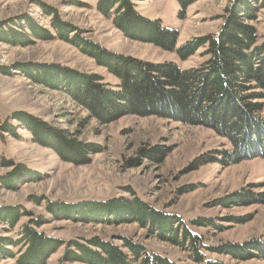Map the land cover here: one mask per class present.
I'll return each mask as SVG.
<instances>
[{"label": "rangeland", "instance_id": "1", "mask_svg": "<svg viewBox=\"0 0 264 264\" xmlns=\"http://www.w3.org/2000/svg\"><path fill=\"white\" fill-rule=\"evenodd\" d=\"M97 1L0 0V32L15 29L26 41L13 44L0 38V205H21L22 222L40 217L41 224L35 226L38 231L66 242L102 238L121 247L123 237L127 236L178 264H203L194 260L190 243L180 245L160 238L153 226H143L137 221L123 222L115 217L108 221L83 214L70 218L47 207L51 201L56 206L86 200L131 201L135 195L152 208L180 216L199 235L200 245H205L201 250L208 258L225 264H264V259L259 257L238 259L228 247L229 243L264 242L263 156L242 158L227 166L208 162L205 158L217 159L221 151L233 146L210 126L187 124L161 115H124L104 124L79 106L65 90L41 80L58 70L59 73L101 74L105 82L115 81L74 41L33 37L27 20L53 33L54 14L50 13L54 12L74 26L80 35L79 41L86 44H101L152 62L173 60L184 68L196 67L205 61V48L181 60L175 51L132 39L97 10ZM135 2L142 15L160 19L165 27L177 29L178 45L217 33L230 3L229 0H197L180 14L178 0ZM254 24L259 43H263L264 6ZM75 32L69 33V38ZM18 112L36 116L75 141L93 144L100 150L84 155L89 158L88 163L62 159L53 148L34 140L29 129L14 118ZM6 124L13 126V133L1 128ZM252 135L249 137L253 138ZM158 148L169 150L162 160ZM197 159L203 161L194 168ZM7 161L13 165L4 164ZM10 172L13 177L8 185L1 177ZM198 217L212 225L192 224L191 220ZM5 227L8 225L0 223V235L17 238L19 224L12 231ZM63 250L62 247L51 255L47 264H60ZM0 264L19 263L14 258L0 256Z\"/></svg>", "mask_w": 264, "mask_h": 264}, {"label": "trees", "instance_id": "2", "mask_svg": "<svg viewBox=\"0 0 264 264\" xmlns=\"http://www.w3.org/2000/svg\"><path fill=\"white\" fill-rule=\"evenodd\" d=\"M197 0H178L183 13ZM224 22L215 34L192 38L178 45L179 31L165 27L160 19L142 15L135 0H98L97 10L132 39L149 42L157 47L175 51L181 60H187L200 48H205V61L190 68H184L173 60L152 62L116 52L97 43L79 41L75 27L62 21L57 14L51 24L53 33L44 30L31 20L27 26L34 38L55 37L74 41L86 54L94 58L115 78L114 83L105 82L101 74L84 72L67 73L55 70L45 83L65 90L79 106L88 110L99 122L111 123L124 115L146 117L161 115L187 124H204L218 134L228 138L233 146L221 151L217 159L205 158L227 166L242 158L264 157V42L259 43L258 30L254 22L264 6V0H229ZM75 34L69 38V33ZM30 39L31 36L23 32ZM0 38L18 44L25 38L15 29L0 32ZM29 42V41H28ZM74 72V71H73ZM31 75V71H28ZM47 80V81H46ZM259 89L260 91H257ZM14 118L29 129L34 140L53 148L62 159L88 163V155L99 151L98 146L77 142L62 130L53 129L45 121L25 112H18ZM3 130L13 133L10 124ZM48 128H51L48 130ZM253 134L252 137H249ZM160 160L169 153L158 148ZM85 157V158H84ZM203 158V157H202ZM200 160V159H199ZM198 159L193 164L199 166ZM13 165L11 161L4 162ZM20 167V166H19ZM18 169V168H17ZM13 172V170H12ZM13 174L1 177L10 184ZM47 203L51 212H62L70 218L83 214L99 221L115 217L123 222L137 221L154 227L156 236L175 244H191L194 260L203 264H225L211 259L202 252L199 235L194 234L180 216L152 208L138 196L130 200H86L65 203L61 206ZM60 214V213H59ZM21 205H0V223L12 231L18 224L15 236L0 235V256L14 258L19 264H47L48 258L64 248L60 264H178L174 260L151 250L143 242L123 237L122 246L111 240L87 238L68 242L38 231L40 217L22 222ZM192 224L208 226L202 217L191 220ZM229 250L238 259H264V242L228 244ZM16 249V250H15Z\"/></svg>", "mask_w": 264, "mask_h": 264}]
</instances>
